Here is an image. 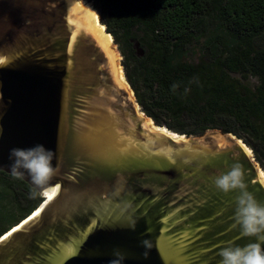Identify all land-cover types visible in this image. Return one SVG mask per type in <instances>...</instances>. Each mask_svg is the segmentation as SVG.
Wrapping results in <instances>:
<instances>
[{
    "label": "water",
    "instance_id": "95a60500",
    "mask_svg": "<svg viewBox=\"0 0 264 264\" xmlns=\"http://www.w3.org/2000/svg\"><path fill=\"white\" fill-rule=\"evenodd\" d=\"M116 66L71 0H0V172L51 195L0 264H264L252 152L155 126Z\"/></svg>",
    "mask_w": 264,
    "mask_h": 264
},
{
    "label": "trees",
    "instance_id": "16d2710c",
    "mask_svg": "<svg viewBox=\"0 0 264 264\" xmlns=\"http://www.w3.org/2000/svg\"><path fill=\"white\" fill-rule=\"evenodd\" d=\"M99 2L109 18L101 24L120 49L124 77L145 116L180 136L230 134L264 172V48H254L264 38V0ZM207 21L218 25L200 44L198 61L185 62L187 42L205 34ZM248 77L258 85H244ZM42 201L21 180L0 172V236Z\"/></svg>",
    "mask_w": 264,
    "mask_h": 264
},
{
    "label": "rangeland",
    "instance_id": "374dc122",
    "mask_svg": "<svg viewBox=\"0 0 264 264\" xmlns=\"http://www.w3.org/2000/svg\"><path fill=\"white\" fill-rule=\"evenodd\" d=\"M80 1H83L85 5H89L92 9H94V11L98 15L100 24H101V22H106V21L109 20L108 15H107V12H105V11L100 12L99 11V10H101L100 9L101 8V5H100L99 0H80ZM217 25H218V23L216 21H214V22L213 21H207V23L204 22V25H203L204 26V29L206 28L205 29V31H206L205 34L202 35L200 38H198L197 42H195V41H189V42H187V46H186L187 54L184 56V61L185 62H188V63H196L198 61V57H199V54H200V51H199L200 50L199 49L200 48V44H202V43H204L206 41V39L208 38L209 34L217 27ZM111 39H112L111 49L113 47V50H114V52L116 54L115 56H116L117 64L120 65V68L121 69L120 68L119 69L122 71V76H124V70H123V67L121 65V63L123 62V57H122V55L120 53V49H119L118 45H116V43L114 42V40H113L112 37H111ZM254 48H255V50H259V49L264 48V38L262 40H259L257 42V44L254 46ZM232 78H234L236 80H241V78H240L239 75H232ZM124 84H125V87L127 85L129 86V84L127 83V81L125 83V80H124ZM243 84L246 85V86H248V87H250V88H252V87H256L258 85V81L255 78L248 77V79L246 81H243ZM129 88H130V86H129ZM138 89L139 90L141 89V86L140 85H138ZM130 90H131V88H130ZM140 111H142L141 108H140ZM158 116H159V118H160L161 121L166 120V117H164L163 114H158ZM173 134H175V133H173ZM246 149H248V151L250 150L249 148H246ZM250 151H249V154L252 152V151L251 152ZM263 174H264V172H263Z\"/></svg>",
    "mask_w": 264,
    "mask_h": 264
},
{
    "label": "bare ground",
    "instance_id": "6f19581e",
    "mask_svg": "<svg viewBox=\"0 0 264 264\" xmlns=\"http://www.w3.org/2000/svg\"><path fill=\"white\" fill-rule=\"evenodd\" d=\"M71 1L76 5V7L81 8L83 16L86 19V22H87L90 30L98 37V39L102 42L104 47L110 52L112 60H113V62H115L116 56L111 49L112 39L109 35L105 34L104 27L100 24L97 13L89 5H85L83 1H80V0H71ZM116 73L118 75L120 82L125 87L122 72L119 68H117V66H116ZM147 122H148L149 127H153L150 120H148ZM246 152L249 154L248 149H246ZM260 179L264 185V177L261 173H260ZM50 198H51L50 194H48V193L45 194L43 197L44 204L46 202H48L50 200ZM40 209L36 210L34 214L39 212ZM13 230H15V229H13Z\"/></svg>",
    "mask_w": 264,
    "mask_h": 264
}]
</instances>
